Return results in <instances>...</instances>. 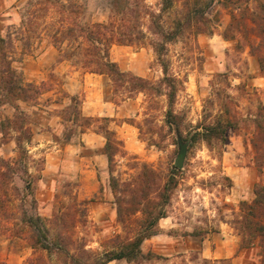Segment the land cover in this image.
<instances>
[{
    "label": "rangeland",
    "instance_id": "374dc122",
    "mask_svg": "<svg viewBox=\"0 0 264 264\" xmlns=\"http://www.w3.org/2000/svg\"><path fill=\"white\" fill-rule=\"evenodd\" d=\"M109 1L86 0L89 20H108ZM36 2L40 5L32 6ZM143 2L166 29L185 13L184 0H173L163 13L162 0ZM203 2L209 3L205 21L186 27L165 49L169 73L178 80L173 108L179 115L180 133L167 123L164 73L153 48L159 36L153 33L151 17L145 12L132 22L144 37L133 44H113L110 58L120 70L148 80L153 85L148 91H131L125 83L115 92L106 74L87 72L65 59L41 33L50 22L43 8L38 11L42 20L36 32L39 37L31 48L23 49L20 40L13 48L9 39L4 44L26 82L46 85L38 103L15 102L27 114L32 133L24 143L29 154L25 163L38 212L50 218L53 234L74 240L70 248L83 260L85 256L75 248L85 244L88 251L103 252L115 246L118 236L128 233L119 221L111 175L122 184L147 166L161 181L176 173L177 185L165 207L167 216L159 220L158 231L143 241V257L108 264H262L258 239L241 246L236 227L243 215L242 202L251 203L255 189L264 186V72L260 66L264 0ZM44 3L0 0V35L19 33L21 28L24 32L28 13ZM72 97L79 100L81 116L89 118L91 125H75L71 130L66 107ZM15 111L11 103L0 102V157L8 160L17 156L16 132L5 136L1 122ZM219 119L235 124L225 141H190L201 130L199 126ZM108 129L120 141L112 170L103 151ZM67 132H71L69 141ZM183 144L184 158L177 165ZM23 184L18 176L10 179V195ZM14 210L11 204L9 211ZM62 212L67 214L65 223L54 218ZM18 222L0 220V264H32L29 259L37 256L45 264H61L57 255L49 257L46 251L33 249L28 240L13 236L21 228Z\"/></svg>",
    "mask_w": 264,
    "mask_h": 264
},
{
    "label": "trees",
    "instance_id": "16d2710c",
    "mask_svg": "<svg viewBox=\"0 0 264 264\" xmlns=\"http://www.w3.org/2000/svg\"><path fill=\"white\" fill-rule=\"evenodd\" d=\"M44 1V7L35 8L28 13V26L27 29L23 28L24 32L21 28L19 33L9 31V36L0 35V102H9L16 109L11 117L2 120L1 128L5 136H10L11 131L16 132L14 140L17 146V156L14 159L0 157V220L3 217L18 219L21 228L12 235L28 240L33 249H42L49 257L57 255L61 264H108L117 259L128 262L138 261L143 257L141 250L143 241L158 231L159 220L167 216L165 207L170 202L177 185L176 173L172 172L167 179L161 181L154 170L145 166L132 181L122 184L114 175H111V186L117 195L119 221L128 233L124 237L118 236L115 246L103 252L88 251L85 244L80 245L77 249L75 248V251L81 252L85 260L83 257H78L70 248L75 244L74 240L72 238L67 240V237L65 239L62 233L53 234L50 218L38 212V201L34 197L31 175L25 163L29 154L24 143L31 140L32 133L28 126L27 114L19 109L15 102L22 100L38 103L40 96L45 92L46 85L26 82L13 66L12 58L5 50L4 44L9 39V47L13 48L14 42L20 40L23 49L31 48L34 39L39 37L36 36V32L41 27L42 20L38 11L43 8L44 15L50 22L44 24L41 33L49 37L50 42L65 59L80 65L87 72L106 74L115 92H118L125 83L129 85L131 91H148L153 89V85L148 80L120 70L117 63L110 58V48L113 44H133L144 37V33L137 32L132 22L145 12L151 17L153 33L159 36L153 48L164 73L161 83L166 87L164 95L169 104L166 113L167 123L170 128H175L180 133L179 115L173 108L178 91V80L169 73V63L164 56L166 44L178 39L186 27L203 23L209 3L205 4L204 0H184V15L176 18L170 28L166 29L156 20L154 13L150 14L147 11L143 0H110L108 5L111 7V15L108 20L103 21L89 20L86 0ZM38 3L32 6L40 5ZM172 5L173 0H162L161 12L168 11ZM262 20L264 23V17ZM197 29L202 31L200 28ZM260 66L264 72V56L260 58ZM78 105L79 100L72 97L71 104L66 107L69 112L67 120L71 124V130L75 125H91L89 118L81 116ZM261 126H259L260 129ZM199 127L201 130L195 131L189 138L190 141L194 142L201 138L211 144L214 141H225L228 129L234 128L235 124L230 119H219L214 124H204ZM82 132L85 131L82 130ZM65 138L69 141L71 132H67ZM105 138L103 151L108 157L112 170L120 141L109 129L106 130ZM15 176H18L24 184L21 189L16 187V192L10 195L9 180ZM255 194L256 197L251 203L242 202L243 215L237 221L236 228L241 236V246L248 247L258 239L262 264H264V186L257 187ZM11 204H15L17 211H9ZM66 217L65 212L54 215L55 220H61V223H65ZM29 261L32 264L46 263L41 256L31 258Z\"/></svg>",
    "mask_w": 264,
    "mask_h": 264
},
{
    "label": "water",
    "instance_id": "95a60500",
    "mask_svg": "<svg viewBox=\"0 0 264 264\" xmlns=\"http://www.w3.org/2000/svg\"><path fill=\"white\" fill-rule=\"evenodd\" d=\"M185 149H186L185 146H182V147H181V150H180L179 156H178V158H177V165H180V164H181V161H182L183 158H184Z\"/></svg>",
    "mask_w": 264,
    "mask_h": 264
}]
</instances>
